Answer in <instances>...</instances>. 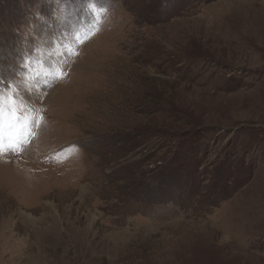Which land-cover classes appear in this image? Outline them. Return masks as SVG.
Returning a JSON list of instances; mask_svg holds the SVG:
<instances>
[{
  "label": "rangeland",
  "instance_id": "1",
  "mask_svg": "<svg viewBox=\"0 0 264 264\" xmlns=\"http://www.w3.org/2000/svg\"><path fill=\"white\" fill-rule=\"evenodd\" d=\"M0 264H264V0H0Z\"/></svg>",
  "mask_w": 264,
  "mask_h": 264
},
{
  "label": "trees",
  "instance_id": "2",
  "mask_svg": "<svg viewBox=\"0 0 264 264\" xmlns=\"http://www.w3.org/2000/svg\"><path fill=\"white\" fill-rule=\"evenodd\" d=\"M251 175V173L248 174V176Z\"/></svg>",
  "mask_w": 264,
  "mask_h": 264
}]
</instances>
